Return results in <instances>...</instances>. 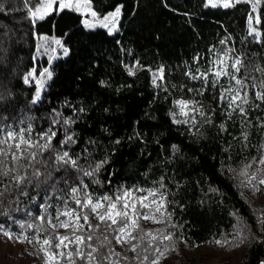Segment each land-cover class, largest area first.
Returning <instances> with one entry per match:
<instances>
[{"label": "trees", "instance_id": "16d2710c", "mask_svg": "<svg viewBox=\"0 0 264 264\" xmlns=\"http://www.w3.org/2000/svg\"><path fill=\"white\" fill-rule=\"evenodd\" d=\"M117 5H123L120 30L110 35L102 29H86L82 15L68 10L53 12L33 25L24 0H0V123L23 117L31 119L35 131L40 132L50 126L53 109L60 114L57 119L71 116L74 123L67 131L74 134L77 143L70 151L75 155L87 147L93 163L108 160L96 177L101 184L84 178L94 193H112L121 186H151L163 175L171 193L169 199L174 201L169 205L173 222L182 226L173 230V252L178 258L182 256L181 245L193 250L242 231L248 238L239 264H258L264 260V243L258 242L264 235L257 217L264 210L251 209L247 204L238 171L247 162L244 157L260 154L258 146L264 144V132L249 128L251 147L243 150L232 139L241 131L239 119L226 122L232 133L228 135L218 128L225 122L219 111L213 125H197L200 131L190 132V125H175L169 116L172 100L182 93L172 89L166 94L153 87L147 70L137 71L135 76H128L125 70V65L137 61L153 70L163 67L171 89L173 84L186 82L182 73L194 66V57L207 56L213 45L220 50L223 46L219 40L227 36L232 37L229 43L248 58L246 63L264 66V45L247 35L250 4L225 9L205 8L203 0H92L99 16ZM259 14V27L264 31V4L259 6ZM36 34L61 39L69 53L52 62V76L41 100L32 105L34 81L32 86L25 85L23 78L34 67L39 75L41 63L47 60L36 59ZM200 64L203 66L205 60ZM210 95L203 98L206 107H211ZM249 116L253 124H259L257 117H264V110L253 108ZM58 127L57 144L64 135L63 126ZM63 175L66 173L57 177ZM14 197L15 193L6 194L4 199ZM40 202L42 199L28 204L34 214L39 213ZM4 207L17 221L30 219L23 211L13 212L15 204ZM0 224L14 234L21 231L19 223L11 224L6 216L0 215Z\"/></svg>", "mask_w": 264, "mask_h": 264}, {"label": "snow or ice", "instance_id": "6c2138e0", "mask_svg": "<svg viewBox=\"0 0 264 264\" xmlns=\"http://www.w3.org/2000/svg\"><path fill=\"white\" fill-rule=\"evenodd\" d=\"M240 3L251 6L247 15V35L254 43L264 45L258 9L264 0H203L205 8L228 9ZM122 7L117 5L113 11L99 16L92 8V0H24L27 17L33 25L53 12L59 14L68 10L85 15L82 23L86 29L99 26L107 29L110 35L118 28ZM87 15L96 23H91ZM38 39L47 38L39 36ZM231 39V36L220 39L219 44L223 46L220 50L213 45L207 56L194 57V66L182 73L186 82L179 86L173 84L171 89L163 67L153 70L137 61L125 65V70L128 76L147 70L153 87L166 94H171L172 89L182 93L172 100L169 116L175 125H190V132L195 129L198 133L205 124L213 125V117L219 111L225 118V122L218 125L219 130L232 135L226 122L235 123L239 119L241 131L239 136L232 135V139L247 150L251 147L248 129L258 127L264 132V117H257L259 124H253L249 116L253 108L264 110V66L246 63L248 58L229 43ZM54 43L63 48L65 56L68 55L69 49L63 47L61 40L55 39ZM201 59L205 60L203 66ZM45 76L48 79L52 76L48 68L37 76L34 67L23 78L25 85L32 86L34 81L32 105L41 100ZM208 94H211L208 101L211 107H206L203 99ZM52 111L54 116L50 126L40 132L35 131L31 119L23 117L18 121L0 123V215L8 217L11 224L19 223L21 229L14 234L0 224V233L9 240L30 245L33 249L30 254L41 259L43 264H121L122 260H131L135 264H161L170 251L176 250L173 230L182 227L173 222L174 213L169 210V205L174 201L169 199L171 193L165 177L162 175L147 187L121 186L112 193H94L84 178H91V184H101L96 177L108 160L93 163L87 147L74 155L70 149L77 141L74 134L67 131L74 121L71 116L57 119L60 114L55 109ZM58 126H63L64 135L57 144ZM258 147L260 154L250 159L244 157L247 162L238 171L243 177L241 184L251 188L254 194L264 190L261 187L264 186V144ZM172 149L176 150L177 146L172 145ZM228 170L235 171L230 167ZM58 173L66 175L58 178ZM108 183L110 185L111 181ZM12 193H15L14 199H4L6 194ZM38 199L42 202L37 204L39 213L34 214L28 204L36 203ZM12 204L16 205L13 212L23 211L30 219L17 221L10 216L9 208L4 205L10 207ZM93 219L96 223L92 222ZM141 220L164 227L146 230L141 226ZM257 223L264 235V211L257 217ZM102 227L104 231H100ZM247 238L242 231H234L224 239L212 242L221 248L239 247ZM113 242L134 255L129 258L116 251ZM258 242L264 243V240L258 239Z\"/></svg>", "mask_w": 264, "mask_h": 264}, {"label": "rangeland", "instance_id": "374dc122", "mask_svg": "<svg viewBox=\"0 0 264 264\" xmlns=\"http://www.w3.org/2000/svg\"><path fill=\"white\" fill-rule=\"evenodd\" d=\"M85 18H86L85 15H82V21ZM87 18L91 23H96V20L93 19L90 15H87ZM120 20H121V15L119 17V22ZM94 29H102L108 33L107 29L101 28L99 26L88 30H94ZM119 30L120 28L118 23V28L114 30L112 34H114ZM39 36H44L47 39L40 40L38 39ZM35 37H36V52H37L36 59H39L40 61H43L44 58L47 59L44 65L41 63L40 72H42L44 68H48V70L51 72L50 66L52 65V62L56 59L65 57V55L63 54V48L54 43V40L59 38L47 36V35H37V34L35 35ZM60 49H62V52L58 53L57 51H59ZM50 57H51V61L49 60ZM43 79L45 81V84L47 83V81H49L47 76H45ZM43 90L41 91V95ZM34 92H35V88H34ZM261 187L264 188V186ZM243 197L247 202V204L251 207V209H257V211L264 210V190L254 194L251 188H249L247 185H244ZM92 222L96 223L94 219ZM140 224L146 230L164 227V225L153 224L150 221H144V220H141ZM100 231H104V228L102 227ZM113 245L116 248V251L122 252L124 255L128 256L129 258H131L134 255L131 252L125 251V248L116 246L114 242ZM244 248H245V241L242 244H240L239 247H235L233 245V246H228L226 248H221L217 246L215 243L212 244L206 243L196 247L193 250H187L183 247V245H181L180 250L182 256L180 258H178L173 251H170L167 254V258L161 261V264H239L243 255ZM32 251H33L32 247L27 243H17L15 240H9L6 236L0 233V264H43L41 259L30 254L32 253ZM121 262L123 263L124 261L122 260Z\"/></svg>", "mask_w": 264, "mask_h": 264}, {"label": "built area", "instance_id": "2783aa9c", "mask_svg": "<svg viewBox=\"0 0 264 264\" xmlns=\"http://www.w3.org/2000/svg\"><path fill=\"white\" fill-rule=\"evenodd\" d=\"M262 261H264V260H262ZM258 264H261V262H259Z\"/></svg>", "mask_w": 264, "mask_h": 264}]
</instances>
